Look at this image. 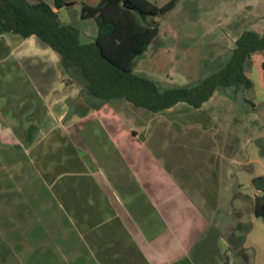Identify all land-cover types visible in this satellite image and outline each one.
Here are the masks:
<instances>
[{
    "label": "crops",
    "instance_id": "0c3cea01",
    "mask_svg": "<svg viewBox=\"0 0 264 264\" xmlns=\"http://www.w3.org/2000/svg\"><path fill=\"white\" fill-rule=\"evenodd\" d=\"M217 3L233 10L221 20L226 31H263L264 0ZM262 61L255 68L262 70ZM254 74L248 76L260 102L244 100L245 106L216 91L198 109L179 103L152 114L124 101L92 108L65 83L67 74L49 48L35 37L3 34L0 154L28 161L59 197L93 264H221L227 252L246 255L232 232L241 225L231 222L242 176L255 212L257 200L264 204V175L254 167L263 160L264 117L256 108L264 102V76ZM58 117L61 126L51 130ZM219 243L215 261L211 245L215 251Z\"/></svg>",
    "mask_w": 264,
    "mask_h": 264
},
{
    "label": "rangeland",
    "instance_id": "374dc122",
    "mask_svg": "<svg viewBox=\"0 0 264 264\" xmlns=\"http://www.w3.org/2000/svg\"><path fill=\"white\" fill-rule=\"evenodd\" d=\"M28 1L33 3L37 0ZM148 1L160 7L168 0ZM44 2L51 7L53 5V0ZM98 2L71 0L68 6L58 11L59 21L77 28L83 43L95 38L97 26L93 20L80 19L81 5L96 6ZM232 12L219 5L217 0H179L171 12L148 17L146 23L134 13L139 28H159L158 36L138 60L135 72L154 80L161 88L192 85L215 72L228 60L235 38L240 33L226 31L227 26L221 25V20L226 19L225 14ZM231 18L228 20H235L234 16ZM261 59L264 61V52L253 54L250 65H253V70L247 68V74L255 73L256 80L258 71L264 76L263 69L255 68L259 67ZM257 61L259 64L255 65ZM218 95L226 96L234 106L244 105V100L260 102L253 89L221 88ZM129 105L127 107H132ZM49 108L52 118L57 117L53 107ZM256 109L264 117V102ZM59 119L55 124L51 121V130L59 129ZM259 147L262 150L259 156L263 160L254 167L259 176H263L264 141L259 142ZM250 150L257 156L256 147H250ZM6 157L7 153L0 154V264H60L62 259H67L68 264H93L66 221L59 197L38 180L28 161L19 159L12 162ZM247 178L242 176V187L233 193L231 218L232 224L241 225V232L234 229L232 232L241 237L240 244L246 249V255L240 256L234 250L227 252L226 257L222 256L221 264L227 260L228 264H264V215L255 212V199ZM259 186L264 187V181ZM221 246V243L217 244L213 251L211 245L212 260L221 258ZM10 253H17L18 258L10 257Z\"/></svg>",
    "mask_w": 264,
    "mask_h": 264
},
{
    "label": "trees",
    "instance_id": "16d2710c",
    "mask_svg": "<svg viewBox=\"0 0 264 264\" xmlns=\"http://www.w3.org/2000/svg\"><path fill=\"white\" fill-rule=\"evenodd\" d=\"M70 1L53 0L51 7L44 0H0V35L35 37L40 45L52 50L67 74L65 83L78 86L80 95L92 108L124 101L152 114L179 103L198 109L221 88L253 86L247 68L253 54L264 52V29L261 33L243 31L225 64L196 83L161 88L154 80L135 72L138 60L158 36L159 28H139L134 13L146 23L148 17L171 12L179 0H168L160 7L148 0L82 4L80 19L93 20L97 26L95 38L87 43L81 41L77 28L59 21L58 11Z\"/></svg>",
    "mask_w": 264,
    "mask_h": 264
},
{
    "label": "water",
    "instance_id": "95a60500",
    "mask_svg": "<svg viewBox=\"0 0 264 264\" xmlns=\"http://www.w3.org/2000/svg\"><path fill=\"white\" fill-rule=\"evenodd\" d=\"M69 4H67L68 6ZM124 7H127L129 8L130 10H133L132 7H128L124 4ZM256 211H257V214H261V215H264V204H263V201L262 200H257L256 202Z\"/></svg>",
    "mask_w": 264,
    "mask_h": 264
}]
</instances>
